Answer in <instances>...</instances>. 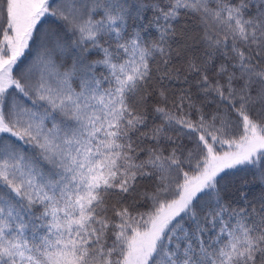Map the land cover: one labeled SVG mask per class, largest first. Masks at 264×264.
I'll return each mask as SVG.
<instances>
[{
	"label": "snow or ice",
	"instance_id": "snow-or-ice-1",
	"mask_svg": "<svg viewBox=\"0 0 264 264\" xmlns=\"http://www.w3.org/2000/svg\"><path fill=\"white\" fill-rule=\"evenodd\" d=\"M0 264H264V0H0Z\"/></svg>",
	"mask_w": 264,
	"mask_h": 264
}]
</instances>
